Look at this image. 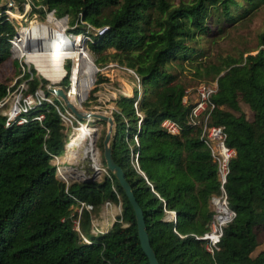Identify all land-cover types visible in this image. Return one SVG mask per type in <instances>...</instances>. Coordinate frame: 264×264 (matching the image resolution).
Segmentation results:
<instances>
[{
  "label": "trees",
  "instance_id": "16d2710c",
  "mask_svg": "<svg viewBox=\"0 0 264 264\" xmlns=\"http://www.w3.org/2000/svg\"><path fill=\"white\" fill-rule=\"evenodd\" d=\"M5 1L0 0V64L9 59L16 67L18 62L9 58L15 29L3 13ZM13 2L21 9L24 0ZM29 2L39 18L45 11L67 16L73 25L68 31L89 36L86 46L94 65L115 60L138 78L139 96L134 87L131 95L118 94L114 99L109 148L142 211L157 262L260 264L264 248L250 255L257 244L252 198L263 182L257 164L259 146L230 81L238 71L264 77V15L255 53L221 62L203 59L193 65V75L204 79L201 82L216 80L206 123L222 125L225 142L234 151L221 186L216 163L199 138L200 127L185 123L188 107L181 102L185 84L170 70L177 58L190 61L204 55L193 45L208 35L211 25L219 32L222 21L228 25L264 0H245L244 13L235 16L229 9L235 0ZM88 26L97 32L86 31ZM108 48L112 51L106 52ZM50 67L59 81L64 73ZM63 67L67 71L68 63ZM33 72L17 69L12 85L23 81V92L32 93L38 86L48 94L47 80ZM7 88L6 81L0 80V98ZM54 103L30 108L24 113L25 122L19 124L4 125L0 113V264H148L137 239L133 211L111 171L106 169L98 181L68 184L54 176L50 157L60 154L68 142ZM39 112L40 121L33 117ZM164 117L178 123V133L160 127ZM130 154H135V165ZM221 191L233 214L220 226L216 248L210 253L205 248L207 239L201 236L213 216L208 199ZM104 200L119 201L120 213L106 230L92 234L90 213ZM73 205L79 212L71 211ZM73 218H77L78 229Z\"/></svg>",
  "mask_w": 264,
  "mask_h": 264
},
{
  "label": "rangeland",
  "instance_id": "374dc122",
  "mask_svg": "<svg viewBox=\"0 0 264 264\" xmlns=\"http://www.w3.org/2000/svg\"><path fill=\"white\" fill-rule=\"evenodd\" d=\"M176 1L177 0H169V2L173 4H175ZM244 2L245 0H235V4H230L229 6L230 13L233 16L244 13L243 6H246V2ZM4 4L5 7L3 8V13L15 29V35L10 39L9 58L15 59L18 62L16 67L12 66L9 59L0 64V80L6 81L9 86V90L16 85L12 84L17 77V69L22 70L23 68L28 71L32 70L34 71L33 74L35 76L38 78L42 77L47 80L48 83L46 86L52 85V82L45 78L48 70L51 69L50 66L52 65L58 73H64L61 79L54 83H56L55 85L61 87L65 93H67L70 88L71 75H73L71 89L67 98L72 104L81 110L100 112L109 115L112 118V111L116 109L114 99L118 96V94L131 95L134 87L138 90V96L141 94V87L138 83V78L132 69L127 68L111 59L103 61L99 66L93 64V56L86 46V41L90 39L89 36H85L82 33H78V35H76L75 33L68 31L73 27V25L68 23L67 16L58 17L55 16L52 11H45L44 17L39 18L37 12L30 10L31 5L29 0H24L21 9L18 8L17 4H15L13 0H6ZM263 15L264 4H260L245 13L243 17L238 18L228 25L222 23V21L221 25L223 28L219 32H216L215 26L211 25L208 35L206 36V34H203V36L198 38L196 44H192L193 47L201 48L204 51L203 56L196 57L190 61L187 59L181 60L177 58L172 62L170 71L176 75L175 79L180 82H184V90H187V100H193L195 98V87L202 80H204L193 75V65L198 60L208 59L215 62H221L224 58H239L240 55L242 57L246 53L253 54L257 51L260 47L257 43V33L261 29ZM32 24H34V26L30 27ZM40 24H42L43 29L46 28V33L51 31H47L49 28H53L57 30L56 32L62 33V35H57L59 42L54 44V49L50 50L48 53L45 52V55L47 54L46 59L40 58L38 56L41 54L42 50L41 40L38 41V39L33 40V38H29V46L24 51L23 56L17 55L14 46L17 42V38L25 35L26 33L23 31L29 27L31 32L42 36L43 30L39 32L38 28L34 29L35 26ZM86 31L93 34L97 32V28L93 29L88 26ZM65 34L69 39L78 36V44L87 56V58L84 57L78 59V71H73L77 62L72 56V52L69 53V55H65L67 50H72V42L69 43L68 40H65ZM21 45L23 46V44ZM105 51H112V49L108 48ZM194 54L195 52L192 53V55ZM31 63H35L36 69ZM65 63H68L67 71L63 67ZM73 63L75 65H73L72 68ZM57 65H60V67ZM87 66L90 68L87 69ZM64 77L67 80L66 82L63 81ZM99 77L101 79L97 83L95 80ZM230 82L234 88L235 95L238 98L240 110L245 114L247 120L252 123L253 140L259 146L257 151V164L259 172L263 178V182L261 187L255 192L252 200L254 205L253 228L257 241L255 248L250 253V255L253 256L259 250L264 248V77L255 75L248 76L244 72L238 71L234 74V77ZM23 86L25 89L26 85L24 82ZM35 91L37 93H43V96L46 98V102L53 103L56 101L54 106L59 112L58 114L60 122L64 127L63 131L66 135V140H68L69 135L73 133L74 127L76 128L80 123H85L92 128L89 142H93L92 145L95 149H93L94 157H96L95 159L99 170H97L91 180H100L101 177L106 174V168L104 167L101 156L102 144L99 145L98 143L102 140L103 134L106 130V122L97 118L76 119L69 112V110L64 107L62 100L57 95L50 92L45 94L38 86L35 88ZM60 108L61 110H59ZM112 121V131L110 136H112L114 130L113 118ZM83 132L84 130L80 129L75 133V135L70 137L69 141L66 143V152L63 148V151L60 154L50 157V162L55 165L54 176L63 181L65 184L73 181H82L83 178L85 179L91 176L90 172H86V169L89 168L88 161L91 158L89 155H86L88 152V145L85 143L86 135H84ZM77 148H79V151H81L80 149H83L85 155L79 153L75 160L73 159L68 161L67 159L71 157V154ZM130 160L135 165V154H130ZM58 166L61 167L63 173L62 176L57 174L56 168ZM65 168H67V170ZM212 197H215V195L210 196L208 199V206L213 211V216L208 224L207 232L214 228L215 223L214 215L216 211L211 201ZM216 197H218L220 202L222 199L225 200L223 191H221L219 195H216ZM79 210L80 208L76 205L71 207V211L79 212ZM119 213V201L113 202L110 200H104L101 204H99L95 212L90 213L89 232L92 234L103 232L110 226L114 217ZM170 216L171 213H167V217ZM73 226L75 229H78L77 218H73ZM81 237L83 239V236ZM260 264H264V260H262Z\"/></svg>",
  "mask_w": 264,
  "mask_h": 264
},
{
  "label": "built area",
  "instance_id": "2783aa9c",
  "mask_svg": "<svg viewBox=\"0 0 264 264\" xmlns=\"http://www.w3.org/2000/svg\"><path fill=\"white\" fill-rule=\"evenodd\" d=\"M23 87V81H21L11 90L7 88L6 93L0 98V113L4 116V125L25 122L26 116L24 113H26L30 108L39 106L42 102H46V98L43 96V93H37L35 90L32 93L23 92L25 90ZM215 90V79L208 82H200L194 90L195 98L193 100H187V90H184L183 95L181 96V102L186 104L188 107L185 115V123L189 126L197 125L200 127L199 138L206 145L212 159L216 163L217 179L221 186L227 171V161L231 156H233L234 151L232 147L227 145L225 142V132L223 126L220 124L206 123L208 112L213 106L209 96ZM33 117L40 121L42 118V112H39ZM159 125L168 133L175 134L179 132L178 123L171 118H162ZM213 198L214 197H212V199ZM215 199L218 200V197L215 196ZM221 202H223V199ZM82 204L83 203L80 202V205ZM84 207L89 209L90 205L84 204ZM227 210L229 211V217H231V211L228 208ZM225 221L227 220L224 219L223 222ZM223 222L221 224H223ZM221 224L214 223V228L209 232L203 233L201 236L202 238L207 239L205 248L210 253L216 248L215 243L220 234ZM83 239L86 241L84 237Z\"/></svg>",
  "mask_w": 264,
  "mask_h": 264
},
{
  "label": "water",
  "instance_id": "95a60500",
  "mask_svg": "<svg viewBox=\"0 0 264 264\" xmlns=\"http://www.w3.org/2000/svg\"><path fill=\"white\" fill-rule=\"evenodd\" d=\"M7 1H11V0H7ZM46 90L50 93L57 95L62 100L64 107H66L69 110V112L73 115V117H75L76 119H84L90 117V118H97L99 120L106 122V130L101 140V144H102L101 156L104 161V167L113 173L115 179L122 188L131 206V209L133 211L136 235L139 242V246L146 257L148 264H159L156 260L154 251L152 250L149 244L148 236L144 227L142 211L134 198V195L129 187L128 182L125 180L121 167L113 161L110 154L109 141L111 138L110 133L112 131V122H113L111 116L96 111H86L79 109L70 101H68V99L66 98V93L58 85H55L54 82H52V85H47ZM88 162H89V168L86 169L87 170L86 172H90L91 176L89 178L83 179L82 181L93 179L94 174L97 172V168L94 166L91 159ZM223 202H225V200H223ZM231 214L233 213L231 212ZM172 217L173 218L175 217V214L173 212H172ZM228 218L229 215L225 218V220H228Z\"/></svg>",
  "mask_w": 264,
  "mask_h": 264
},
{
  "label": "bare ground",
  "instance_id": "6f19581e",
  "mask_svg": "<svg viewBox=\"0 0 264 264\" xmlns=\"http://www.w3.org/2000/svg\"><path fill=\"white\" fill-rule=\"evenodd\" d=\"M48 19H49V17H48ZM48 19H46V20H48ZM32 26H34V24H32L30 27H32ZM45 26V25H44ZM29 27V28H30ZM46 27V26H45ZM29 28H27V29H25L23 32H25L26 34L25 35H22V36H20V37H18L17 38V42L15 43V50H16V53H17V55H19V56H23V53H24V51L28 48V46H29V42H28V40H29V38H33V40H36V39H38V41H40L41 42V47H42V50H41V54L38 56V57H40V58H43V59H46L47 57H46V55H45V52L46 53H48L50 50H53L54 49V44L56 43V42H59V39H57V35H62V33H58V32H56L57 30H55V29H53V28H49L47 31H50V32H47L46 33V28H42V24H40V25H37V26H35L34 27V29L35 28H38L39 29V32H41V30H43L42 31V36H40V35H36L34 32H31V30L29 29ZM35 31V30H34ZM24 34V33H23ZM64 35V34H63ZM65 36H66V34H65ZM60 37V36H59ZM64 38V37H63ZM61 40V39H60ZM65 40H68L69 41V43L70 42H72V50L71 51H68L67 50V52L65 53V55H69V53H71L72 52V56L74 57V59L76 60V62H77V64H76V67L74 68V70L73 71H78L79 70V68H78V59H80V58H84V57H86L87 58V56H86V54H85V52L83 51V49L79 46V44H78V40H79V37L77 36V37H73L72 39H69V38H67V36H66V39ZM21 44H23V46L21 45ZM61 44H63V43H61ZM73 62V61H72ZM32 65H33V67H35V69H36V65H35V63H31ZM73 65H75L74 63L72 64V68H73ZM93 67V66H92ZM72 68H71V70H72ZM87 69L88 68H90V67H86ZM36 72H37V70H36ZM71 74H72V71H71ZM72 76L73 75H71V83H70V88H69V90L67 91V93H66V98H67V95L69 94V92H70V89H71V85H72ZM45 78H47V79H49V81H51V82H58V80H57V78H56V76H55V73L53 72V70H51V69H49L48 70V72H47V74H46V77ZM56 84V83H55ZM61 88V87H60ZM68 99V98H67ZM69 101V100H68ZM90 118V117H89ZM84 119H86V118H84ZM87 121V120H86ZM80 129H83L84 130V135H86V144L88 145V152H87V154L86 155H89L90 156V158H91V161H92V163L94 164V166L97 168V170H99V168H98V166H97V162H96V157H94V147H93V145H92V143L91 142H89V139H90V133H91V130H92V128L91 127H89L87 124H85V123H80V124H78V126L75 128L74 127V131H73V133L71 134V135H69V137H68V141H69V139H70V137H72L73 135H75V133L76 132H78ZM94 130V129H93ZM96 130V129H95ZM66 145L67 144H65V152H66ZM94 149V150H93ZM81 151H79V148H77V149H75V151L71 154V157H69L67 160L69 161V160H75L76 159V157H78V154L79 153H81V154H83V155H85V153H84V151H83V149H80ZM95 154H96V152H95ZM67 156H69V155H67ZM81 157V156H80ZM78 161H80V160H78ZM71 162V161H70ZM57 174L58 175H60V176H62L63 175V173H62V170H61V167L60 166H58L57 168ZM66 170H67V168H65ZM75 172V171H74ZM65 173H66V171H65ZM71 174V173H70ZM86 176V175H85ZM71 177V176H70ZM73 178V177H72ZM76 178V177H75ZM65 179V178H64ZM84 179V178H83ZM212 204H213V206H214V209H215V211H216V213H215V215H214V222L216 223V224H221L222 222H223V220L227 217V215H228V210H227V208H226V205H225V203L224 202H220L219 200H216L215 199V197L212 199Z\"/></svg>",
  "mask_w": 264,
  "mask_h": 264
},
{
  "label": "crops",
  "instance_id": "0c3cea01",
  "mask_svg": "<svg viewBox=\"0 0 264 264\" xmlns=\"http://www.w3.org/2000/svg\"><path fill=\"white\" fill-rule=\"evenodd\" d=\"M255 194V193H254ZM254 194H253V196H254ZM252 200H253V198H252Z\"/></svg>",
  "mask_w": 264,
  "mask_h": 264
}]
</instances>
